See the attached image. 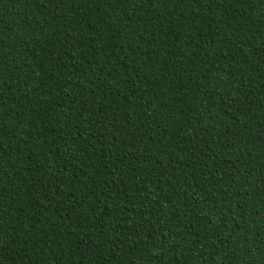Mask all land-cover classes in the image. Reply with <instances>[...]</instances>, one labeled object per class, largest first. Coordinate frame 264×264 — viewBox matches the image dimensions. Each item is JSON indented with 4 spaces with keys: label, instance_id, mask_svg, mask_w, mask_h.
Masks as SVG:
<instances>
[{
    "label": "trees",
    "instance_id": "trees-1",
    "mask_svg": "<svg viewBox=\"0 0 264 264\" xmlns=\"http://www.w3.org/2000/svg\"><path fill=\"white\" fill-rule=\"evenodd\" d=\"M0 264H264V0H0Z\"/></svg>",
    "mask_w": 264,
    "mask_h": 264
}]
</instances>
